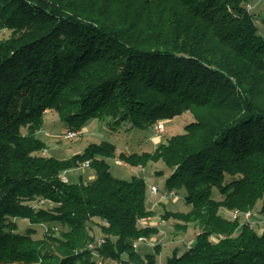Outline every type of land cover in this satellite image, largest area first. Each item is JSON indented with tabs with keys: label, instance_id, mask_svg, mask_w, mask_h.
<instances>
[{
	"label": "trees",
	"instance_id": "16d2710c",
	"mask_svg": "<svg viewBox=\"0 0 264 264\" xmlns=\"http://www.w3.org/2000/svg\"><path fill=\"white\" fill-rule=\"evenodd\" d=\"M248 2L0 0V31H11L0 41V264H160V245L134 246L159 233L140 225L155 215L147 181L115 177L117 156L162 161L165 190L185 192L190 210L164 219L200 232L164 264H264V233L221 213L260 203L264 216V19ZM49 110L69 129L193 121L153 152L117 155L103 140L61 159L37 136ZM85 162L92 180L62 179ZM96 218L104 242L89 248Z\"/></svg>",
	"mask_w": 264,
	"mask_h": 264
},
{
	"label": "rangeland",
	"instance_id": "374dc122",
	"mask_svg": "<svg viewBox=\"0 0 264 264\" xmlns=\"http://www.w3.org/2000/svg\"><path fill=\"white\" fill-rule=\"evenodd\" d=\"M261 18L264 19V14L261 15ZM10 36V30L0 31V41ZM192 121L193 117L188 112L173 120L159 122L163 124L164 130L156 134L153 129L148 132L131 129V125L127 123L116 129H110L105 122L91 120L87 126L83 128L85 132L82 136L73 140H61L59 137L69 128L60 121L56 111L49 110L45 114L44 125L37 133V136L47 144L46 152L44 151L43 153L44 155L61 159L82 153L89 144L101 142L103 140L110 141L117 145V155L122 152L126 154L143 151L153 152L159 144L166 142L171 136L184 133V127ZM24 132H26V130H24ZM117 160H120L118 156L108 159L112 174L120 179H132L134 176H143L148 184V205L149 208L155 212L154 216L145 219L144 226H156L159 229V233L151 238L147 237V239H150V244L138 245L140 253L143 255L152 253L155 250V246L160 245L162 250L161 254L158 256V262L164 264L175 248H179L181 252L188 250L194 244L197 234L200 232L199 227L196 224H190L187 231H178L175 228L178 221L175 219H164V214L167 211L187 212L190 210V206L184 201L185 192L183 191L181 194H176L174 198L166 200H161L160 195H155L159 198L157 202V200L154 201L156 198H154L150 190L151 186H157L160 193H165V191H167L165 190V182L169 170L165 164L162 161L157 163L150 162L144 169L142 167H133L121 160V164H118ZM83 164L76 169L65 172L70 182H79L81 176L85 181H88L90 180V174L91 176L95 174L93 169L89 167L83 168ZM215 198L222 199L218 193L215 194ZM152 200L153 202L151 203ZM259 209L260 203L257 205V208L252 211V216L249 218L242 217V221L250 222L253 228L259 233H264V216L259 213ZM221 213L228 218L235 219L231 211L221 210ZM20 223L21 231H24L27 226V221L20 220ZM101 225L102 220L98 218L94 219V221L89 224V228L96 239H99L102 235ZM43 235L44 232H40L35 238H41ZM212 239L215 240L216 237Z\"/></svg>",
	"mask_w": 264,
	"mask_h": 264
},
{
	"label": "built area",
	"instance_id": "2783aa9c",
	"mask_svg": "<svg viewBox=\"0 0 264 264\" xmlns=\"http://www.w3.org/2000/svg\"><path fill=\"white\" fill-rule=\"evenodd\" d=\"M248 8H251V5L248 4L247 5ZM153 130L155 131L156 134H159L160 132H163L164 127L163 124L158 123L153 127ZM84 130L83 129H67L66 131H64L63 134H61V136L59 137L61 140H73V139H77L80 136H82L84 134ZM46 152V150H45ZM118 164H121L120 160H117ZM83 168H87L89 167V162H85L82 165ZM62 179L64 181H68V178L66 177L65 173L62 175ZM151 193L153 195H160V199L161 200H166L169 198H174L176 196V192L175 191H165V193H160V190L157 186H151L150 187ZM252 216V212H246V213H241L238 210L233 211V217L237 218V217H245V218H249ZM149 218V217H148ZM148 218H143L140 220V225L144 226V221L145 219ZM104 242V239H99L96 240L95 243H91L89 245V248H97L100 245H102V243ZM142 245V244H150V239H147V237H141L139 238L136 242H134V246L138 247V245ZM98 264H104L103 261H98ZM117 264V263H116Z\"/></svg>",
	"mask_w": 264,
	"mask_h": 264
},
{
	"label": "crops",
	"instance_id": "0c3cea01",
	"mask_svg": "<svg viewBox=\"0 0 264 264\" xmlns=\"http://www.w3.org/2000/svg\"><path fill=\"white\" fill-rule=\"evenodd\" d=\"M248 4H251V6L253 7V10L258 12L260 14V16L264 14V0H249ZM168 176H169V174H167V177ZM94 177H95V174H93L92 176L90 174L89 178H90V180H92ZM154 198H156V199H154V201H156V200H157V202L159 201V198L157 196L154 195ZM152 202H153V200L151 201V203ZM157 202H155V203H157Z\"/></svg>",
	"mask_w": 264,
	"mask_h": 264
}]
</instances>
